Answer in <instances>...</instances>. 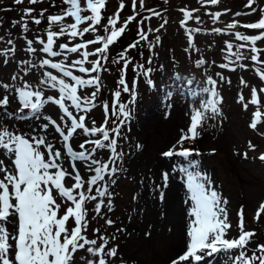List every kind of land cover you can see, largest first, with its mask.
Here are the masks:
<instances>
[{"label":"rangeland","instance_id":"rangeland-1","mask_svg":"<svg viewBox=\"0 0 264 264\" xmlns=\"http://www.w3.org/2000/svg\"><path fill=\"white\" fill-rule=\"evenodd\" d=\"M120 2L121 0H106V7L101 12L102 23H107V17L116 12ZM123 2L125 7L120 13L118 27L123 26L128 16L136 13L139 15H136V19L127 25L121 37L110 46L106 53L108 59L102 62L103 69L98 73L90 74L100 77V91L92 101L95 107L88 105L87 112L70 108L77 117L85 115L86 127H99L107 120L108 129L119 125L120 131L119 136L109 131L110 138L117 140L116 152L120 154L115 163L110 162L112 156L110 149H97L95 153L96 159L109 163L110 167H115L117 171L110 178L106 175L105 181L100 182L101 186L107 183L108 191L111 193L112 210L102 207L101 215L96 216L94 213L96 202L90 201L86 204L89 221L87 238L97 239L99 243L98 237L104 235L109 239V246L117 248L118 255L109 258L110 264H167L168 260L178 254L177 252L170 255L164 242L151 239V229L140 220V215H137L140 213V207L137 205L144 177H157L149 161L152 155L149 153H153L156 157H164L162 153L176 144L181 130H186L189 126L190 114L193 110L200 109L202 101L216 99L211 97L210 92L203 91L204 88L214 87L208 83L211 78L216 81L215 91L220 99L217 105L219 112L213 114L211 110L205 111V119L198 129V137L195 140H186L182 145L183 148L193 150L196 148L200 151L188 157L174 155L164 158L170 163H166V166L168 164L174 166L172 176L178 181L186 183V176L179 171L180 168H187L189 171L198 170L202 175L207 176L208 186L215 190L222 200L227 201L223 207L227 211V222L231 227L227 231L226 238L238 237L237 225L240 219L238 213L241 209H243L244 229L255 233L246 249L220 252L212 257L213 260H203L200 264H232L230 257L238 256L240 251H246V254L251 256L257 244H264V211L258 219L255 218L260 204L264 202V162L258 158L264 153V92L259 91L264 89V80L258 74L264 73V40L257 41L253 45L251 41L238 40L235 33L253 36L264 31L242 27L261 18L260 10L264 9V0H255L251 8L246 6L248 0H219L215 5L204 0H144L143 9L140 8L137 0L136 13L133 12L131 0H123ZM4 4L11 6L9 4L15 3L14 0H0V8ZM66 7L61 0H40L35 5L24 0L19 5V9H9L15 11L9 19L15 29L4 30L0 19V51L15 49L14 53H8L7 63H4L5 57L0 55V97L8 95L10 101L7 106L0 107V128L7 127L14 133L27 134L29 137L37 133L46 135L48 141L62 151L60 163L69 171L71 165L75 164L82 177L87 178L94 175L93 172L88 171L90 161H71L64 150L62 138L55 132L54 126L49 125L47 133L40 131L39 126L48 123L43 116L51 117L63 127V122L59 119L63 113L58 106L49 102L41 109L42 115L37 119L28 109L20 111L22 105L19 104L14 91L15 87H21L25 82L37 88L44 71L61 75L46 66L31 68L25 75L22 69L27 66L20 62L27 60L39 65L42 58L54 62L63 59V57H48L39 51L42 45L36 43V39L40 37L46 41V32L49 30L47 17L61 14V9ZM26 8H33L34 11L30 17H25L27 31H24L22 23L14 22L20 21ZM252 8L256 11L253 12ZM148 9L158 12L159 16L153 15ZM182 9L190 12L192 18L185 20ZM42 10L43 16L40 15ZM215 13L220 14L218 18H214ZM82 14L90 15L87 11ZM32 17L39 18L41 23L39 25L33 23ZM145 17L149 19H144ZM196 17H199V20ZM182 21H184L183 26ZM72 22V18L66 17L61 24ZM231 23H235L236 27L228 28L227 25ZM60 26V24L53 25L51 30L59 31ZM84 26L87 25H81ZM215 29L221 31L216 32ZM138 30L143 31L147 36L146 40H140ZM98 34H104L103 29L96 33H86L83 37L61 36L54 45V50L59 51L60 43H68L72 46L74 43L94 39ZM8 40L12 41L11 45L7 43ZM27 40L33 41V47L38 50L36 53L26 51ZM137 41L139 43L135 48H129V45ZM228 44L232 45L231 49L228 48ZM241 45L243 46L240 47ZM98 46L102 45H90L88 50H94ZM253 47L257 48V52L251 51ZM121 52L125 54L127 66L124 65V61L119 60ZM237 52L240 53L241 59H237L235 55ZM66 55L70 60L80 58L78 54ZM253 55L257 56V61L251 59ZM199 60H204V63L198 64ZM222 64H226L227 67H220ZM84 66L90 67L89 64ZM70 70L74 75L89 78V74L79 73L76 69ZM13 75H17L18 79L13 81L11 79ZM121 78L125 80L129 92H123V86L119 84ZM242 80L245 83H241ZM4 84L10 85L11 88L5 90ZM253 88L257 89L259 103L249 104L245 109L243 105L251 100ZM94 90V87L81 89L78 94L89 95ZM116 91L121 92L119 98L114 97ZM133 93H135L134 98ZM44 94L58 96V92L51 88H45ZM241 96L245 99L240 100ZM121 103L126 105V111L130 114L127 118L117 111ZM257 109L262 112L261 122L256 129H253L250 123L253 118L252 113ZM113 112H117V115H112ZM120 120H124V123L120 124ZM112 121H116V124ZM97 138H100L99 134L85 136L83 130L78 129L69 143L74 151H82L79 149L81 142ZM249 144L254 147L249 148ZM93 147L94 145L91 144L85 145L89 151ZM175 150L180 149L178 147ZM245 153L247 158L244 157ZM140 156L142 161L137 167L133 161ZM0 159L5 161L7 167H11V161L3 155L2 149H0ZM72 183L74 181L66 178V186L70 187ZM56 198L57 202H60L61 198L59 196ZM104 199L107 203L108 198ZM106 219L114 223L109 226L105 223ZM70 225L74 226L71 221ZM93 229L100 231L93 233ZM185 244L179 253L185 250ZM260 254L257 252V255ZM81 255L88 254L84 250L78 252L77 264H84V261L80 260Z\"/></svg>","mask_w":264,"mask_h":264},{"label":"snow or ice","instance_id":"snow-or-ice-1","mask_svg":"<svg viewBox=\"0 0 264 264\" xmlns=\"http://www.w3.org/2000/svg\"><path fill=\"white\" fill-rule=\"evenodd\" d=\"M24 0H14V3L20 5ZM40 0H28L29 4L35 5ZM66 8L61 9V14L49 15L47 17L49 30L46 32V41L37 37L36 43L42 45L39 49L48 57H63L62 60L53 61L51 59L42 58L37 65L33 61H21L26 65L22 69L25 75L34 67L47 68L60 73V76L54 75L51 71H44L42 78L39 80V86L33 88L32 85L25 82L21 87H15L14 91L18 97L19 104L22 105L20 111L28 109L30 114L35 115L37 119L42 115L41 109L51 102L57 105L60 112L63 113L59 117L61 124L57 123L49 116H43V119L48 123L41 124L40 131L47 133L49 125L54 126L55 132L59 133L64 144L67 156L71 161L88 162V171L93 172L87 178L82 177L81 172L75 164L71 165V171L60 163L62 151L55 148L50 143L46 135L39 133L31 135L17 134L10 131L7 127L0 128V149L3 150V155L11 161V167L5 165V161L0 159V264H77L76 254L84 250L88 255L80 256V260L84 264H110L109 258H114L118 255L116 247L109 246V239L104 235L97 239L87 238V230L89 227L88 209L86 204L90 201H95L94 213L100 216L102 207H107L112 210L111 193L108 191L107 183L101 186L100 182L105 181V176L109 178L115 174L117 169L110 167L109 163H104L95 158L97 149H110L112 156L110 162L115 163L119 157L116 152L117 140L110 138L109 131L120 135L119 125L108 129L106 127L108 121L105 120L99 127H86L85 115H74L70 108L76 109L79 112L89 111L88 105L95 107L92 103L100 91V77L98 75L91 76V73H98L104 67L103 61L108 59L106 53L110 46L117 41V38L125 32L127 25L136 19L137 0H131V6L135 15H130L124 20L123 26L118 27L120 13L124 9L125 4L121 0L116 12L112 16L107 17V23H102V10L106 7V0H61ZM204 2L215 5L219 0H204ZM255 0H248L247 7L251 8ZM83 3V6H82ZM139 6L144 8V0H139ZM253 12L256 9H251ZM33 8L23 10L24 15L20 21L14 23H22V28L27 31V22L25 17H30ZM85 11L90 15H83ZM153 15L159 16L158 12L151 9ZM184 13L185 20L191 19V13L181 10ZM196 11V10H194ZM262 15L257 22L242 25L244 28L264 30V9L260 10ZM41 16L44 15L42 10ZM214 18L219 17V13L213 14ZM239 15V13H237ZM72 18V23L61 22L66 18ZM144 19H149L145 17ZM199 20V17H196ZM32 22L39 25L41 20L32 17ZM90 22V23H89ZM182 26L184 21L181 22ZM60 24L59 31L51 30L53 25ZM81 25H87L81 27ZM163 27V25H161ZM228 28L236 27L235 23L227 25ZM103 29L104 34H98L94 39H89L83 42L74 43L69 46L68 43L58 44L59 51L54 50V45L61 36L71 38L83 37L86 33H96ZM220 32L221 29H215ZM140 40H146L147 36L142 30H138ZM236 38L242 41H251L253 45L257 41L264 40V31H260L258 35L248 36L240 32L235 33ZM157 39H159L157 37ZM9 45L12 44L8 40ZM139 41L129 45V48H135ZM189 43L191 37L189 36ZM90 45H102L95 47L94 50H88ZM241 45L240 47H242ZM232 45L228 44L231 49ZM14 48H8L0 51V55L5 57L4 63H7L8 53H14ZM28 53H36L37 48L33 47V41L27 40ZM252 52H257V48L253 47ZM67 53L78 54L79 59H71ZM237 59H241L239 52L236 54ZM95 57V59H89ZM253 61H257V56L251 57ZM119 60L124 61L127 66L128 61L125 59L124 52L120 53ZM114 63L118 61H113ZM198 64H203L204 60L197 61ZM89 64L90 67H85ZM220 67H227L226 64ZM243 67V65H242ZM70 69H76L79 73L89 74V78L85 79L79 75H74ZM260 78L264 80V73H258ZM217 75H220L217 73ZM23 79L22 77H19ZM68 78V79H65ZM13 81L18 79L17 75L11 78ZM223 79V77H221ZM209 84L214 87L212 89L204 88L205 93H211V97L216 99H208L206 102H201L200 109L193 110L190 114V123L186 130H181V135L169 150L164 151V157H172L180 155L188 157L193 154V149L183 148L182 145L186 140H195L199 133L198 129L205 119V111L211 110L213 114H217V107L220 99L215 91L216 81L209 78ZM241 83H245L243 80ZM119 84L123 86V92H129L130 89L125 85V80L121 78ZM94 87L95 90L89 95L78 94L81 89ZM3 88L9 90L10 85L4 84ZM45 88H51L58 92V96L44 94ZM264 92V89H260ZM120 91L114 93V97L119 98ZM135 93H133V98ZM243 96L240 100H244ZM10 103L8 95L0 97V107H5ZM257 89H251V100L243 106L245 109L249 104L256 105ZM115 107V101L113 102ZM107 111V106H106ZM118 113L125 118L130 114L126 111V105L119 104ZM11 115V113L9 114ZM112 115H117L113 112ZM252 121L250 127L257 128L261 122L262 112L257 109L252 113ZM22 118V117H21ZM70 122V123H69ZM116 124V121H112ZM120 124L124 120L119 121ZM95 125V121H93ZM83 130L85 136H97L100 138L95 140H84L79 144V149L82 151H74L69 143L77 130ZM107 142V143H105ZM86 144L94 145L89 151L85 148ZM139 147V146H138ZM179 147V151H176ZM254 147L249 144V148ZM43 149V150H42ZM247 158V154H244ZM259 160L264 162V153L259 155ZM95 166V167H93ZM193 167H196L193 165ZM180 172L186 176V188L188 192V200L185 203L191 202L187 210V216L190 218L187 223L186 244L182 254L172 259L170 264H200L206 257H213L220 252H229L234 249H246L252 242V237L255 235L252 231L244 229L243 209L238 213L239 234L235 239H228L227 231L231 225L227 222V211L223 205L226 200L218 195V193L208 186V178L202 175L200 171H189L187 168H180ZM66 178H70L74 183L70 187L66 186ZM165 187L167 186L168 173L163 174ZM95 186V188H94ZM86 188V190H84ZM95 192V194H91ZM163 199V193L160 194ZM57 196L61 198L57 202ZM108 198L107 203L104 198ZM264 211V202L260 204L256 212L255 218H259L261 212ZM95 218V217H93ZM70 221L74 226L70 225ZM105 223L111 226L114 222L106 219ZM11 225V228L8 227ZM99 229H93V233H99ZM115 237H112L114 239ZM257 252L261 253L257 255ZM92 257V258H89ZM232 264H264V244H257L252 255L248 256L246 251H240L239 255L232 258Z\"/></svg>","mask_w":264,"mask_h":264},{"label":"bare ground","instance_id":"bare-ground-1","mask_svg":"<svg viewBox=\"0 0 264 264\" xmlns=\"http://www.w3.org/2000/svg\"><path fill=\"white\" fill-rule=\"evenodd\" d=\"M199 151V149L194 148L193 155ZM149 154H152L149 161L157 177H144V184L137 205L140 207V213L137 215H140V220L151 229V239L164 242L170 255L178 252L174 257L176 258L182 254V252L179 253V250L184 246L187 239V223L190 219L187 216V210L191 202L186 204L185 201L188 200L189 194L186 183L180 182L172 176L174 166L169 165V161L164 157H156L153 153ZM141 158L142 156L133 161L137 167L142 161ZM166 163H169L168 166ZM164 173H168L166 187L164 186ZM161 193H163V199H161ZM8 227L11 228V225ZM174 258L168 260L167 264H170ZM204 260L210 261L213 258L206 257ZM182 264H187V262H182Z\"/></svg>","mask_w":264,"mask_h":264},{"label":"trees","instance_id":"trees-1","mask_svg":"<svg viewBox=\"0 0 264 264\" xmlns=\"http://www.w3.org/2000/svg\"><path fill=\"white\" fill-rule=\"evenodd\" d=\"M9 5L11 6L4 4L0 8V19H1L2 27L4 28V30L15 29V27L9 22L11 14L14 13L15 11L12 12V11H9V9H12V8L19 9V5L17 4H9Z\"/></svg>","mask_w":264,"mask_h":264}]
</instances>
